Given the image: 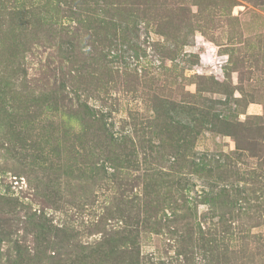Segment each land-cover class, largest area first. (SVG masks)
<instances>
[{
  "label": "rangeland",
  "instance_id": "374dc122",
  "mask_svg": "<svg viewBox=\"0 0 264 264\" xmlns=\"http://www.w3.org/2000/svg\"><path fill=\"white\" fill-rule=\"evenodd\" d=\"M0 264H264V0H0Z\"/></svg>",
  "mask_w": 264,
  "mask_h": 264
},
{
  "label": "trees",
  "instance_id": "16d2710c",
  "mask_svg": "<svg viewBox=\"0 0 264 264\" xmlns=\"http://www.w3.org/2000/svg\"><path fill=\"white\" fill-rule=\"evenodd\" d=\"M65 42V41H64ZM66 43H68L67 41H66ZM59 47H60V51H61V53H62V51H63V53H71V52H69V50L67 49V48H65L64 50H63V47H62V44H60L59 45ZM61 80H60V84H63V82H64V80L66 79L65 77H63V76H61ZM108 114V112H106L105 114H102V115H107ZM116 140H118V139H116ZM122 145H124V142L122 143Z\"/></svg>",
  "mask_w": 264,
  "mask_h": 264
}]
</instances>
